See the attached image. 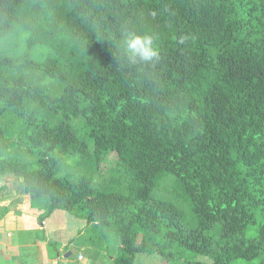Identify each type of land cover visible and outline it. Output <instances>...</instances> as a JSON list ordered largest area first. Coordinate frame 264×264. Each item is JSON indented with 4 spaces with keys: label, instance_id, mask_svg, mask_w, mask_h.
<instances>
[{
    "label": "trees",
    "instance_id": "16d2710c",
    "mask_svg": "<svg viewBox=\"0 0 264 264\" xmlns=\"http://www.w3.org/2000/svg\"><path fill=\"white\" fill-rule=\"evenodd\" d=\"M125 30L159 61L128 64ZM0 44L1 176L114 229V264L151 244L172 264H264V0H0ZM66 156L81 175L60 176Z\"/></svg>",
    "mask_w": 264,
    "mask_h": 264
},
{
    "label": "rangeland",
    "instance_id": "374dc122",
    "mask_svg": "<svg viewBox=\"0 0 264 264\" xmlns=\"http://www.w3.org/2000/svg\"><path fill=\"white\" fill-rule=\"evenodd\" d=\"M1 46L2 45L0 44V48ZM7 47L8 44L6 42L4 49H7ZM10 145L12 148L9 153L12 157H20L26 163H34L36 161V157L30 156L24 148L18 146L15 138L9 139V146ZM64 161L63 173L60 174V176L63 177L69 175L78 177L81 175V171L77 168L78 161L75 160L74 156H66ZM117 165V154L113 153L105 158L100 164L98 173L95 175V185L98 187L107 184V182L110 183V180L112 179V171L116 169ZM172 184V178L163 181L156 192V197H168L170 195L169 191L171 190ZM40 202H42L44 207L39 205L38 216L47 218L49 216V207L45 208L44 204L46 203L49 205V201L43 200ZM40 223L41 222L38 223L39 226ZM80 224H82L80 220L62 211H56L52 223H49L51 237L56 241L67 243L66 245H68L63 252H61V257L64 258L69 252L72 253L70 262L66 264H114V259L119 255L120 238L118 233L114 229L100 228L92 225L81 227L82 229L78 232L81 226ZM38 234L41 238L43 232L38 231ZM69 241L71 242L69 243ZM49 248L50 253L53 256H56L57 250L60 251L61 249L60 246L58 247L54 244H51ZM22 256L24 261L27 262L28 253L25 252ZM81 256L83 257L82 260L80 259ZM202 260L207 263L210 262L208 260ZM136 264L172 263L159 254L158 248L151 244L146 253L138 255ZM234 264L237 263L235 262Z\"/></svg>",
    "mask_w": 264,
    "mask_h": 264
},
{
    "label": "crops",
    "instance_id": "0c3cea01",
    "mask_svg": "<svg viewBox=\"0 0 264 264\" xmlns=\"http://www.w3.org/2000/svg\"><path fill=\"white\" fill-rule=\"evenodd\" d=\"M23 193L21 178L14 175H0V264H66L70 262L71 252L64 258L61 257V252L68 246L67 243L53 239L49 230V223H52L56 212L44 220L38 216V208L43 206L42 202L32 200ZM44 205L45 208L49 207L46 203ZM80 221L83 225L80 224L78 232L82 229L81 227L87 225L86 221ZM39 222H41L40 226ZM38 231L43 232L41 238ZM51 244L61 247L60 251L57 250L56 256L50 253ZM25 252L28 253L27 262L22 256Z\"/></svg>",
    "mask_w": 264,
    "mask_h": 264
},
{
    "label": "clouds",
    "instance_id": "9594fccd",
    "mask_svg": "<svg viewBox=\"0 0 264 264\" xmlns=\"http://www.w3.org/2000/svg\"><path fill=\"white\" fill-rule=\"evenodd\" d=\"M120 49L130 65H148L160 59L154 35L125 30L121 36Z\"/></svg>",
    "mask_w": 264,
    "mask_h": 264
},
{
    "label": "built area",
    "instance_id": "2783aa9c",
    "mask_svg": "<svg viewBox=\"0 0 264 264\" xmlns=\"http://www.w3.org/2000/svg\"><path fill=\"white\" fill-rule=\"evenodd\" d=\"M80 259L82 260V259H83V257L81 256V257H80Z\"/></svg>",
    "mask_w": 264,
    "mask_h": 264
}]
</instances>
